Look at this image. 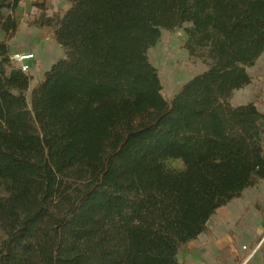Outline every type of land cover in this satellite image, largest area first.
I'll return each mask as SVG.
<instances>
[{"label": "trees", "instance_id": "trees-1", "mask_svg": "<svg viewBox=\"0 0 264 264\" xmlns=\"http://www.w3.org/2000/svg\"><path fill=\"white\" fill-rule=\"evenodd\" d=\"M23 1L0 0V264H181L264 182V113L230 103L264 52V0H65L51 16L39 0L28 27L64 58L29 97L9 59ZM179 29L206 70L168 100L148 51Z\"/></svg>", "mask_w": 264, "mask_h": 264}, {"label": "rangeland", "instance_id": "rangeland-1", "mask_svg": "<svg viewBox=\"0 0 264 264\" xmlns=\"http://www.w3.org/2000/svg\"><path fill=\"white\" fill-rule=\"evenodd\" d=\"M37 16L34 5H23L14 13L19 32L12 39L11 47H25L18 52L32 53L35 57L29 63L31 83L27 97L35 83L42 79L43 73L64 58V51L44 34L45 29L28 27V23ZM186 41L187 36L182 29L163 31L156 45L148 51V60L157 69L163 95L168 100L191 78L206 70L203 60L188 54ZM13 53L9 52V56ZM247 73L251 83L234 91L230 103L235 106L254 103L264 113V53L252 67L247 68ZM206 226L205 233L181 250L179 263L260 264L264 257V182L245 189L240 197L216 210Z\"/></svg>", "mask_w": 264, "mask_h": 264}, {"label": "crops", "instance_id": "crops-1", "mask_svg": "<svg viewBox=\"0 0 264 264\" xmlns=\"http://www.w3.org/2000/svg\"><path fill=\"white\" fill-rule=\"evenodd\" d=\"M44 1L46 3L47 15H49V16H51L53 13H56L58 10H66L68 8V5H67L65 0H44ZM38 2H39V0H24L21 3V5L19 6V8L16 10V12L20 8H22L23 5L28 6V7H33V5L37 4ZM2 14L8 15L9 12L3 11ZM44 34H46V33H44ZM3 38H4V33L0 30V42L3 40ZM46 39H48V38H46ZM11 42H12V40L9 42L10 52H18V51H23L26 49L25 47H22V46L11 47Z\"/></svg>", "mask_w": 264, "mask_h": 264}, {"label": "built area", "instance_id": "built-area-1", "mask_svg": "<svg viewBox=\"0 0 264 264\" xmlns=\"http://www.w3.org/2000/svg\"><path fill=\"white\" fill-rule=\"evenodd\" d=\"M9 59L12 65L22 71L25 74H28L30 71V62H33L35 57L32 53L27 52H15L9 56Z\"/></svg>", "mask_w": 264, "mask_h": 264}]
</instances>
